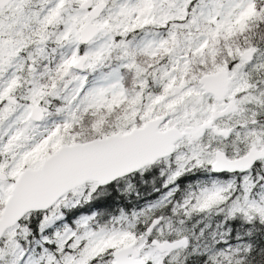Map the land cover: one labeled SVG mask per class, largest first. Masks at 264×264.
I'll list each match as a JSON object with an SVG mask.
<instances>
[{
  "label": "snow or ice",
  "instance_id": "obj_1",
  "mask_svg": "<svg viewBox=\"0 0 264 264\" xmlns=\"http://www.w3.org/2000/svg\"><path fill=\"white\" fill-rule=\"evenodd\" d=\"M0 264H264V0H0Z\"/></svg>",
  "mask_w": 264,
  "mask_h": 264
}]
</instances>
